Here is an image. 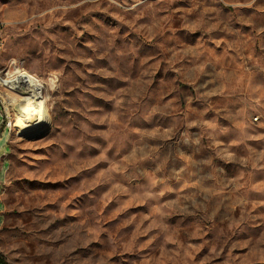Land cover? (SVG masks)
<instances>
[{
  "label": "rangeland",
  "instance_id": "rangeland-1",
  "mask_svg": "<svg viewBox=\"0 0 264 264\" xmlns=\"http://www.w3.org/2000/svg\"><path fill=\"white\" fill-rule=\"evenodd\" d=\"M0 21L47 123L0 137L6 264H264V0H0Z\"/></svg>",
  "mask_w": 264,
  "mask_h": 264
},
{
  "label": "built area",
  "instance_id": "built-area-1",
  "mask_svg": "<svg viewBox=\"0 0 264 264\" xmlns=\"http://www.w3.org/2000/svg\"><path fill=\"white\" fill-rule=\"evenodd\" d=\"M5 30L6 23L0 21V51L5 50ZM0 79L2 83H9V92H2L0 87V106L4 117L0 130L1 137L2 131L8 129L9 118H17L22 111L23 100L36 92L42 96L44 86L38 77L29 74L16 61H10L5 67H0ZM26 81H33V88H26Z\"/></svg>",
  "mask_w": 264,
  "mask_h": 264
},
{
  "label": "bare ground",
  "instance_id": "bare-ground-1",
  "mask_svg": "<svg viewBox=\"0 0 264 264\" xmlns=\"http://www.w3.org/2000/svg\"><path fill=\"white\" fill-rule=\"evenodd\" d=\"M3 50L0 51V53ZM0 87L2 92H9V83H2L0 79ZM26 88H33V81H26ZM38 89H36L37 91ZM37 93V92H36ZM35 93V94H36ZM35 97V95H32ZM34 103V106L31 104ZM36 103L31 101L26 107L22 109L18 118H17V125H19V129L21 130V134L25 133L31 139L35 138L39 134L45 131L46 128V121H45V113L44 108L41 105H37ZM44 120V121H43ZM12 118H9V126L8 129L12 130Z\"/></svg>",
  "mask_w": 264,
  "mask_h": 264
},
{
  "label": "trees",
  "instance_id": "trees-1",
  "mask_svg": "<svg viewBox=\"0 0 264 264\" xmlns=\"http://www.w3.org/2000/svg\"><path fill=\"white\" fill-rule=\"evenodd\" d=\"M0 264H6V262L2 259L1 256H0Z\"/></svg>",
  "mask_w": 264,
  "mask_h": 264
}]
</instances>
